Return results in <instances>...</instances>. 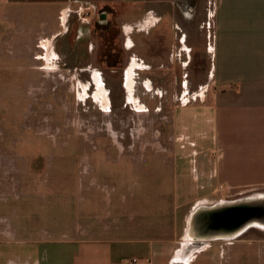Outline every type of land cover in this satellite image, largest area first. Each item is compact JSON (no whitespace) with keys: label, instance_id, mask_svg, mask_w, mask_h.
<instances>
[{"label":"crops","instance_id":"crops-1","mask_svg":"<svg viewBox=\"0 0 264 264\" xmlns=\"http://www.w3.org/2000/svg\"><path fill=\"white\" fill-rule=\"evenodd\" d=\"M85 1L94 5L93 17L94 3L107 1V18H117L120 41L111 66L93 54L98 33L91 21L70 25L72 14L80 20ZM95 2L0 1L5 65L22 66L31 82L68 77L72 92L98 103L94 113L115 115L106 122L111 137H79L76 159L70 152L66 160L63 151L59 167L56 153L47 154L48 162L38 153L20 169L15 157L25 140L6 139L1 190L21 187L29 203L34 193L58 203L28 204L36 214L1 220L9 225L6 236L29 248L11 264H169L192 213L186 211L191 200L179 202L180 196L194 195L201 207L207 194L226 186L264 187V0ZM53 88L61 90L58 83ZM135 123L145 137L125 136ZM158 126L172 134L157 136ZM69 138L48 139L66 148ZM45 162L53 168L45 171ZM32 168L46 172L36 186ZM6 177L21 183L8 186ZM156 193L161 203L154 204ZM196 258L191 264H208L206 252Z\"/></svg>","mask_w":264,"mask_h":264},{"label":"rangeland","instance_id":"rangeland-1","mask_svg":"<svg viewBox=\"0 0 264 264\" xmlns=\"http://www.w3.org/2000/svg\"><path fill=\"white\" fill-rule=\"evenodd\" d=\"M91 1L95 2V0ZM213 2L214 0H212V3ZM106 3L108 2L94 3L97 9L94 17L91 19V24L94 31L98 34H95L93 39L95 41V50L93 54H96L101 61L107 62V64L111 66L117 59V54L112 53L111 49L120 41V30L117 18L113 14L110 16L111 19L106 18V20L101 21L100 14L108 11L106 13L109 15L110 9L112 10V7ZM77 4L79 5L80 3ZM77 4L71 5L72 11L78 7ZM1 7H3L2 4L0 5V12L3 10ZM72 16L74 15L72 14L68 20L70 25L74 27L76 26L74 23L80 20ZM0 23H2L1 19ZM0 29V179H2V177L4 178L6 174L3 161L6 159V148H10L4 145L6 139L25 140V145H19L18 147L17 155L19 157L16 156L15 158L19 159L20 169L25 168L26 170V162L30 160L32 155L36 158L38 157V153H42L45 156L44 159L48 162L49 156L47 154L56 153V157L58 155L56 166L59 167L60 154H64L63 151H66V160H69L70 152L72 153L71 156L73 159H76V155L80 150L79 145L81 140L79 137H86L89 136V134L91 137H111L107 129L109 121L108 123L106 122L110 116L113 117L115 115L108 116L106 113H100V111L99 113H94V106H97L98 103L94 102L91 98H80L77 91L72 92L70 82L67 81L68 77H64L62 80L59 76H49L45 81L41 79L40 82H31L26 81V76L24 74L26 71L23 72L21 69L22 66L8 67L5 65V32L3 26H0ZM88 40L80 41H84V44L88 47ZM210 63V60L207 59V64L209 65ZM47 68H49V66ZM57 83L61 87V90L58 92L53 88L57 86ZM54 94L57 96H54ZM204 99L205 98L202 97L200 101H204ZM98 100H100V103L103 102V99ZM183 101L181 102L184 103ZM182 103H180V101L177 102V106H182ZM169 116L171 118L172 114L169 113ZM75 126L83 135L76 131ZM109 126L113 128L116 133L118 132L112 124ZM128 127L125 128V130L127 134L130 133V135L128 134L125 136L145 137V135H143L145 134V130H143L144 133L141 131L143 134H140L136 123L134 126ZM166 133L172 134L171 130L167 131L165 128L162 129L160 127L157 129V136L161 134V136L163 135L164 137ZM119 134L120 132H118V135ZM124 134L122 129L120 136L123 137ZM192 136L194 139H197L194 134ZM53 137L71 138H69L68 146L63 148L60 145L57 147L52 145L53 143L48 138ZM211 140L210 137V143H208V147H206L208 153L210 152ZM201 141L207 143L208 140ZM8 154L10 155L11 153L8 152ZM21 155H23V157H21ZM148 155H154V153L148 152ZM10 158L11 156H8L7 159ZM52 158L54 159L53 156ZM46 162L45 164L47 167L44 169L45 171L49 170L48 167L53 168V164L48 165ZM212 164L213 162L210 167L213 166ZM44 170L36 171L32 168V185L36 186V183L40 181L41 176L45 172ZM38 174L39 176L37 177ZM16 180L21 183L19 179H10L7 177L6 180L4 179V182H7L8 186H11L12 182L14 183ZM22 181H25L24 177ZM48 185L49 183L40 186H46L45 189L47 190L49 189ZM4 186L5 184H0V206L2 208L0 209V264H11V261H20L18 253L24 254L29 248L28 245L13 242L14 238L6 236L9 225L2 224L1 220L14 219L15 221H20L25 214L28 216L29 212L30 214H36L38 210H28V204L36 207L44 204H46V206H50V204L53 206V203L56 205L58 203L53 200L52 196H49L44 202L43 196L38 193H34L29 203L26 190L21 187H17L18 190L16 192H14L15 188L8 191L1 190ZM150 196H152V198L154 197V204L158 203V201L160 202V195L157 193ZM206 196L208 198L205 201V205L201 207H196L197 203L194 201V195L192 194L182 195L178 198V201L182 202L184 198L188 199V201L191 200L187 203L186 208L187 213L192 212L191 218L192 215L196 216L199 210L206 212L211 207L220 204H242L245 202L254 203L253 205L262 204V202H264V187L254 189L249 187L232 188L226 186V188H221L219 193L212 195L207 194ZM77 203H79L78 199ZM185 205L186 203L184 202L182 207ZM43 216L46 217V215ZM183 224L180 235L176 237L174 251L171 255L169 264H191V262L196 260V257L202 255L203 252H206L209 256L208 264H264V231H261L259 228L251 227L254 230L245 233V231L250 228L246 227L229 238L213 237L206 240L200 239L196 233H193V238H190L188 241L186 234L189 223L187 224L183 221ZM185 242L188 243L187 247H184ZM180 249L185 251L182 252V255L175 258ZM23 258H25V255H23Z\"/></svg>","mask_w":264,"mask_h":264},{"label":"bare ground","instance_id":"bare-ground-1","mask_svg":"<svg viewBox=\"0 0 264 264\" xmlns=\"http://www.w3.org/2000/svg\"><path fill=\"white\" fill-rule=\"evenodd\" d=\"M106 105H107V101H106ZM257 211H258V215H257L258 217L256 219L252 218L247 222H245L244 224L246 225H244L243 228H246L248 226L250 228L257 227L264 230V207L259 206V209H257ZM229 224H231V222L227 221L226 223L224 220H222V217H219L218 215H216L215 217L213 215L210 216V214L205 215L203 214L202 210H199L196 216L192 215V217L190 218L186 236L188 238V241L190 238L191 239L193 238L192 237L193 233H196V235H198V237L202 240L210 239L213 237L229 238L238 232V231H234L235 233L233 234L231 232L232 230L230 229L231 227H229L230 226ZM187 245L188 243L185 242L184 247H187ZM184 251L185 250L180 249L177 252L175 258L182 255V252Z\"/></svg>","mask_w":264,"mask_h":264},{"label":"water","instance_id":"water-1","mask_svg":"<svg viewBox=\"0 0 264 264\" xmlns=\"http://www.w3.org/2000/svg\"><path fill=\"white\" fill-rule=\"evenodd\" d=\"M101 21L106 20L107 15L106 13H101L100 14ZM254 203L250 202H245V203H231V204H220L218 206L211 207L208 209L206 212L204 211L203 214L205 215H213L214 217L218 215L219 217H222V220H224L226 223L231 222L229 224L231 227L230 229L232 230L231 232L234 234V231H241L244 229V224L248 220L252 218H257L258 216V211L260 207H264V202L259 205H253ZM248 227V226H247ZM237 232V233H238ZM235 233V234H237ZM234 234V235H235ZM233 236V235H232Z\"/></svg>","mask_w":264,"mask_h":264},{"label":"built area","instance_id":"built-area-1","mask_svg":"<svg viewBox=\"0 0 264 264\" xmlns=\"http://www.w3.org/2000/svg\"><path fill=\"white\" fill-rule=\"evenodd\" d=\"M93 10L95 9L94 5L91 2L85 1L81 3L77 9V14L78 18L80 19V22L89 23V21H91V19L93 18ZM138 262L139 261L137 259H133L132 261H130L129 264H136Z\"/></svg>","mask_w":264,"mask_h":264},{"label":"flooded vegetation","instance_id":"flooded-vegetation-1","mask_svg":"<svg viewBox=\"0 0 264 264\" xmlns=\"http://www.w3.org/2000/svg\"><path fill=\"white\" fill-rule=\"evenodd\" d=\"M252 228H257V227H252ZM252 228H249L248 230H246L245 233H247V232H249V231H251V230H254V229H252ZM259 229H260V228H259ZM261 231H264V230L261 229ZM245 233H244V234H245ZM244 234H243V235H244ZM240 235H242V234H240ZM240 235H238V236H240ZM238 236H237V237H238Z\"/></svg>","mask_w":264,"mask_h":264}]
</instances>
